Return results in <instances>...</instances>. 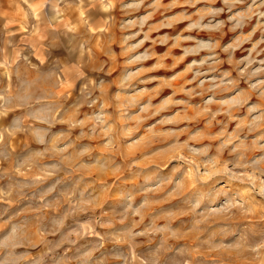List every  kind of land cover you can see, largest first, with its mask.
<instances>
[{
    "label": "rangeland",
    "instance_id": "374dc122",
    "mask_svg": "<svg viewBox=\"0 0 264 264\" xmlns=\"http://www.w3.org/2000/svg\"><path fill=\"white\" fill-rule=\"evenodd\" d=\"M0 264H264V0H0Z\"/></svg>",
    "mask_w": 264,
    "mask_h": 264
}]
</instances>
